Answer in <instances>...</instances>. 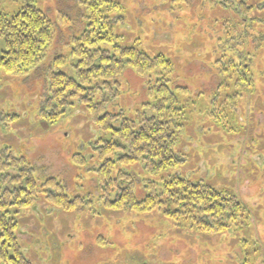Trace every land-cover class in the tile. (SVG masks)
Returning a JSON list of instances; mask_svg holds the SVG:
<instances>
[{"label":"rangeland","instance_id":"1","mask_svg":"<svg viewBox=\"0 0 264 264\" xmlns=\"http://www.w3.org/2000/svg\"><path fill=\"white\" fill-rule=\"evenodd\" d=\"M27 1L49 17L53 39L38 74L1 75L0 151L24 156L36 178H56L84 206L64 211L37 199L22 209L16 235L26 258L32 264H264V0H107L121 45L171 63L179 162L153 179L177 175L233 197L242 210L221 231L158 209L140 214L104 207L89 146L101 131L85 108L77 102L54 123L38 114L43 71L55 56L68 57L71 36L84 28L83 9L76 0ZM243 1L254 6L244 16ZM22 3L1 0V12H16ZM246 71L250 94L237 82ZM148 77L126 65L120 96L108 110L137 117L154 101ZM9 114L16 116L4 118ZM79 154L81 167L73 162ZM116 168L136 179V196L143 198V167Z\"/></svg>","mask_w":264,"mask_h":264},{"label":"trees","instance_id":"2","mask_svg":"<svg viewBox=\"0 0 264 264\" xmlns=\"http://www.w3.org/2000/svg\"><path fill=\"white\" fill-rule=\"evenodd\" d=\"M76 1L84 12V28L71 36L68 57L57 55L44 69L46 93L38 114L54 123L77 102L85 108L94 127L101 131L89 146L98 163L94 175L104 207L140 214L158 209L167 217L188 216L201 227L217 231L234 224L242 206L226 192L177 175L153 179L179 162L176 123L180 110L172 91L170 61L121 45L113 31L116 20L107 0ZM21 6L13 13L0 9V79L2 74L8 79L25 78L36 69L38 74L51 47L53 26L49 17L28 1ZM239 6L243 16L254 8L244 1ZM126 65L153 81L149 92L154 101L144 104L145 110L135 118L124 116L121 110H108L120 96L118 78ZM238 79L245 93L254 92L248 71ZM3 116L10 120L16 115ZM73 162L79 167L85 164L80 154L73 155ZM122 165H140L147 173L148 178L142 180L143 198L136 196V179L116 168ZM39 179L24 156L14 157L1 149L0 264H32L22 253L16 235L17 214L22 209L37 199L64 211L84 206L83 198L67 196L56 178Z\"/></svg>","mask_w":264,"mask_h":264}]
</instances>
